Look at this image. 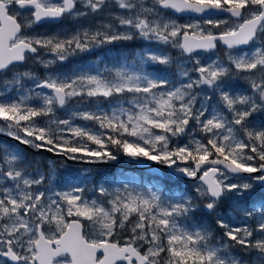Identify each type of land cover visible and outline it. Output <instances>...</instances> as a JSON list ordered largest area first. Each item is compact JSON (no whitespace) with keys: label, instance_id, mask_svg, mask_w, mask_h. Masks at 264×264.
I'll use <instances>...</instances> for the list:
<instances>
[{"label":"snow or ice","instance_id":"obj_1","mask_svg":"<svg viewBox=\"0 0 264 264\" xmlns=\"http://www.w3.org/2000/svg\"><path fill=\"white\" fill-rule=\"evenodd\" d=\"M0 137V264H264V0H0Z\"/></svg>","mask_w":264,"mask_h":264},{"label":"rangeland","instance_id":"obj_2","mask_svg":"<svg viewBox=\"0 0 264 264\" xmlns=\"http://www.w3.org/2000/svg\"><path fill=\"white\" fill-rule=\"evenodd\" d=\"M132 47V46H131ZM130 47V48H131ZM117 55V53H113V56H116ZM93 59H95V57H92ZM76 59L77 60H79L78 62L76 61ZM81 62H83V61H81V59L80 58H75V61L73 62L74 63V66L73 67H75L76 66V64H78V63H81ZM71 69V68H70ZM37 72H39L38 71V67H37ZM41 71H44L43 69H40ZM66 70H69V69H66ZM39 73H43V72H39ZM37 159H39V160H41V161H47V160H54V161H56L57 162V164H59V162H60V158H51V157H49V156H47L46 155V157H41V156H38V158ZM68 163H70L69 164V166H70V169H83V168H99L100 170H102V171H105V172H108V173H111L110 171H108V169L110 168V167H117V171H116V174H118V176L121 174V172H123L125 175H127L128 177H137V178H140V176L139 175H137V174H134V173H132V172H129V173H127L126 171H131L132 170V168L130 169V167H132V166H134L130 161H126V163H129L130 165V167H127V166H124L123 164H120V163H116V164H114L113 166H110V167H97V166H88V165H84V164H72L71 162H68ZM125 168H127V169H125ZM141 179V178H140Z\"/></svg>","mask_w":264,"mask_h":264},{"label":"flooded vegetation","instance_id":"obj_3","mask_svg":"<svg viewBox=\"0 0 264 264\" xmlns=\"http://www.w3.org/2000/svg\"><path fill=\"white\" fill-rule=\"evenodd\" d=\"M78 23H80V22L72 21V20H66L62 24H59V25H49V26H47L45 28H40L39 31H41V32H51V31H58L60 29H72V28L76 27ZM76 61L78 62L79 60L76 59ZM38 70H39V72H43V71L40 70V68ZM0 140H5L8 143H14V142H11V141H9L8 139H6L4 137H0ZM29 154H30V156H34L36 158H38V156L46 157V154H44V153L43 154H33V153L29 152Z\"/></svg>","mask_w":264,"mask_h":264},{"label":"trees","instance_id":"obj_4","mask_svg":"<svg viewBox=\"0 0 264 264\" xmlns=\"http://www.w3.org/2000/svg\"><path fill=\"white\" fill-rule=\"evenodd\" d=\"M130 47H131V46H129V48H130ZM74 61H75V58H73L72 61L68 62V64L65 66V70H66V69H70V68H72V67L74 66V63H73ZM38 69H39V68H38ZM38 71H39V70H38ZM119 163H120V164H123L124 166L130 167V166H129L130 164H129V163H126V161H121V162H119ZM134 166H135V165H134ZM134 166L130 167V169L132 168L131 171L128 170V171H126V172H127V173L132 172V173H134V174H137V175L140 176V178H141L142 180H145V181L154 178L152 175L144 174V173H142V172H140V171L134 169ZM125 169H127V168H125ZM108 171H110L111 173H115V174H116L117 167H110V168L108 169ZM116 175L118 176V174H116ZM259 196H260V193H257V198H259Z\"/></svg>","mask_w":264,"mask_h":264},{"label":"water","instance_id":"obj_5","mask_svg":"<svg viewBox=\"0 0 264 264\" xmlns=\"http://www.w3.org/2000/svg\"><path fill=\"white\" fill-rule=\"evenodd\" d=\"M4 138H6V139H8L7 137H4ZM9 141H11V140H9ZM11 142H14V141H11ZM15 143V142H14ZM29 152H31V153H33V154H46L47 156H49V157H51V158H59V157H55V156H53L52 154H50V153H47V152H39V153H37V152H34V151H32V150H28ZM114 164H111V165H88V166H97V167H110V166H113ZM153 167H156L155 165H153ZM134 169H136V170H138V171H140V172H142V173H147V174H149V175H152L151 173H149V171L147 170V167L146 166H144V165H136L135 167H134ZM164 171H166V170H164Z\"/></svg>","mask_w":264,"mask_h":264}]
</instances>
